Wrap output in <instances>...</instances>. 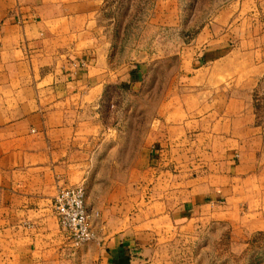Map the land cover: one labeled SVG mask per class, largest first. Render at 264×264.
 I'll list each match as a JSON object with an SVG mask.
<instances>
[{
  "label": "crops",
  "instance_id": "0c3cea01",
  "mask_svg": "<svg viewBox=\"0 0 264 264\" xmlns=\"http://www.w3.org/2000/svg\"><path fill=\"white\" fill-rule=\"evenodd\" d=\"M103 3L0 0V264H200L225 229L247 245L264 233V127L220 66L234 49L198 48L185 91L160 104L164 134L117 157L106 94L135 89L142 66L114 61ZM78 186L97 239L75 248L53 202Z\"/></svg>",
  "mask_w": 264,
  "mask_h": 264
},
{
  "label": "rangeland",
  "instance_id": "374dc122",
  "mask_svg": "<svg viewBox=\"0 0 264 264\" xmlns=\"http://www.w3.org/2000/svg\"><path fill=\"white\" fill-rule=\"evenodd\" d=\"M100 20L114 61L126 69L142 66L135 89L115 85L106 94L101 116L107 123L122 125L126 138L115 156L132 161L143 148V138L149 148L155 133L164 134L160 104L171 92L185 91L183 81L191 72L188 61L209 44L234 49L220 66L249 96L264 127V7L252 0H104ZM244 46L247 52H241ZM157 119L160 130L155 131ZM222 236L219 244L211 238L201 245L200 264H264V233L241 246L231 242L229 229Z\"/></svg>",
  "mask_w": 264,
  "mask_h": 264
},
{
  "label": "built area",
  "instance_id": "2783aa9c",
  "mask_svg": "<svg viewBox=\"0 0 264 264\" xmlns=\"http://www.w3.org/2000/svg\"><path fill=\"white\" fill-rule=\"evenodd\" d=\"M85 196L86 192L82 186L62 188L53 202V210L60 228L75 248L97 239L92 216L85 205Z\"/></svg>",
  "mask_w": 264,
  "mask_h": 264
}]
</instances>
